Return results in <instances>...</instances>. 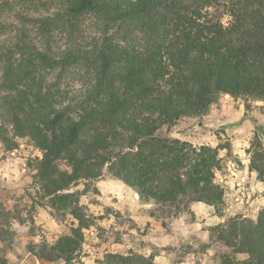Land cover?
<instances>
[{"label":"trees","instance_id":"16d2710c","mask_svg":"<svg viewBox=\"0 0 264 264\" xmlns=\"http://www.w3.org/2000/svg\"><path fill=\"white\" fill-rule=\"evenodd\" d=\"M88 14L100 20L92 45L75 22ZM83 62L93 70L83 91H70L73 80L62 74L49 76ZM223 93L264 101V0H0V145L33 142L42 152L38 200L81 224L80 192L69 190L106 173L170 217L193 202L222 204L215 150L194 158L169 133ZM251 169L258 170L252 162ZM213 233L229 249L219 264H264V211L232 217ZM82 241L74 228L30 252L73 264ZM103 264L157 263L131 252L110 253Z\"/></svg>","mask_w":264,"mask_h":264},{"label":"rangeland","instance_id":"374dc122","mask_svg":"<svg viewBox=\"0 0 264 264\" xmlns=\"http://www.w3.org/2000/svg\"><path fill=\"white\" fill-rule=\"evenodd\" d=\"M230 20L229 14L224 13L222 22L228 24ZM75 22L85 32L87 45H92L97 34L94 24L100 23L99 18L88 14ZM113 27L122 30L120 32L125 30L120 23ZM48 73L50 78L62 74L73 80L68 89L74 92L85 90L93 76L92 68L85 62ZM246 119L255 127L247 129L240 125ZM169 135L187 142L189 154L194 158L208 148L217 153L215 182L224 188L226 200L215 207L221 221L205 223V219L202 222L208 232V241L198 237L197 231L182 236V225L177 218L187 215L189 220H194L191 205L177 217H170L168 211L163 213L153 202L141 201L140 197L139 207H128L120 198L131 199L133 191L124 189L127 184L110 173L95 181L81 180L70 188L71 192H80V205L86 215L81 224L68 211L53 208L49 199L38 200L41 185L35 165L42 152L28 138H22L14 149L0 145V230H4L6 236H0L3 264H64V260L40 261L30 250L31 247L39 250L41 244H54L61 236L71 234L74 228H78L83 241L73 264H103L110 253L128 255L131 252L152 257L157 263L155 254L162 246L156 245L149 234L156 222L158 232L165 231L182 239L177 243L174 238L163 247L167 264H219L221 255L229 249L213 240V228L235 216L256 219L264 211V182L260 178L264 158L258 157L264 152V101L220 94L205 115L181 118ZM236 136L244 138L238 141L240 145L234 141ZM238 146L246 149L247 158L258 170H254L252 181L239 178L227 183V175L242 165L237 157ZM110 180L114 182L106 185ZM151 216L153 221L149 219Z\"/></svg>","mask_w":264,"mask_h":264},{"label":"crops","instance_id":"0c3cea01","mask_svg":"<svg viewBox=\"0 0 264 264\" xmlns=\"http://www.w3.org/2000/svg\"><path fill=\"white\" fill-rule=\"evenodd\" d=\"M240 125H244V127H246L247 129L250 127H255L253 126V124H251L250 120L246 119V120H242V122L240 123ZM242 139L244 140V138H241L239 136H236V138L234 139V141L237 143V145H240L241 143L238 141H242ZM237 157H239V159L241 160L242 165H240L239 167H235L234 170H232V174H228L227 176L229 177V181H227V183H230L233 180H239V178H242L243 180L247 181H252L255 178V171L251 169V161L248 157V152L246 151V149L240 148L238 146L237 148ZM114 181H107L105 182L106 185L111 184ZM119 182V180H118ZM259 185L262 184V182L258 181ZM125 185V184H123ZM246 185V184H245ZM127 188L124 189H128L130 191H133V196L131 197V199L126 200V198L123 196H121V202L127 203L128 207L134 208V207H139L140 206V199H139V195L137 194V192L135 190H132V188L128 185H125ZM137 197H135V196ZM224 200H226V197H224ZM148 207H151L150 205H148ZM191 211L194 214V220H189L187 215H183L179 218H177V221H180L182 227L181 228V233L182 236L183 235H187L188 236V232L191 231H197L196 235L198 237H202L203 241H208L206 239H208V232L207 230L204 228V223H202L205 219V223H211L212 221L214 222L216 219H218L219 221H221V217H219L216 214L215 211V207L213 205H210L208 203L205 202H193L191 204ZM151 221H153V217L151 216L149 218ZM154 223V222H153ZM156 226L152 229L153 231H151L150 237L151 240L159 246H162L161 249H159V252L157 254H155V259L157 261L158 264H167V257H164L163 255L166 253L165 249H163V247H166L167 244L172 243V239L176 238L177 243H180L182 241V239L177 238L175 236H173L170 233L167 232H158L159 229V225L156 222L155 223ZM187 233V234H186Z\"/></svg>","mask_w":264,"mask_h":264}]
</instances>
